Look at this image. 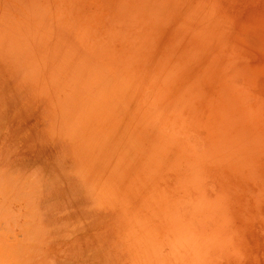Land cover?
<instances>
[{"label": "rangeland", "instance_id": "rangeland-1", "mask_svg": "<svg viewBox=\"0 0 264 264\" xmlns=\"http://www.w3.org/2000/svg\"><path fill=\"white\" fill-rule=\"evenodd\" d=\"M0 264H264V0H0Z\"/></svg>", "mask_w": 264, "mask_h": 264}, {"label": "bare ground", "instance_id": "bare-ground-1", "mask_svg": "<svg viewBox=\"0 0 264 264\" xmlns=\"http://www.w3.org/2000/svg\"><path fill=\"white\" fill-rule=\"evenodd\" d=\"M3 153H4V152H3ZM8 188H9V185H8ZM11 188H12V187H11ZM10 190H12V189H10ZM13 191H14V189H13ZM9 193H10V191H9ZM14 193H15V192H14ZM9 195H11V194H9ZM15 195H16V194H15ZM15 195H14V196H15ZM14 196H13V197H14ZM14 199H15V197H14ZM10 200H13V199H10ZM25 242H26V241H25ZM18 247H19V248H18V253H19V252L22 250V249H21V248H22V245H21V246H18ZM25 248H26V247H25ZM30 248H31V247H30ZM30 248H29V249H30ZM19 249H20V251H19ZM29 249H28V250H29ZM19 254H21V253H19ZM17 256H18V255H17ZM16 258H17V257H16ZM19 258H20V257H19ZM17 259H18V258H17ZM17 259H16V260H17ZM16 263H17V262H16Z\"/></svg>", "mask_w": 264, "mask_h": 264}]
</instances>
